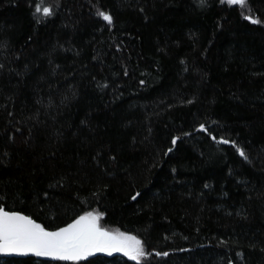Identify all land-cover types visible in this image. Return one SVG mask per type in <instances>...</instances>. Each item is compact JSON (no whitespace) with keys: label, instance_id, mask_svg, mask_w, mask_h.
I'll return each instance as SVG.
<instances>
[{"label":"trees","instance_id":"16d2710c","mask_svg":"<svg viewBox=\"0 0 264 264\" xmlns=\"http://www.w3.org/2000/svg\"><path fill=\"white\" fill-rule=\"evenodd\" d=\"M38 2L0 0V206L102 214L140 264H264V0H43L37 23Z\"/></svg>","mask_w":264,"mask_h":264},{"label":"snow or ice","instance_id":"6c2138e0","mask_svg":"<svg viewBox=\"0 0 264 264\" xmlns=\"http://www.w3.org/2000/svg\"><path fill=\"white\" fill-rule=\"evenodd\" d=\"M248 0H220L222 5L245 6ZM207 0H198V7H206ZM53 15L51 6H43V0H39L35 5L34 18L37 23L41 18H48ZM97 15L101 17L108 25L113 23L110 14L98 11ZM244 19L252 23L260 21L252 19L245 15ZM2 67V65H0ZM143 83V81L141 82ZM201 130H206L204 125ZM178 137H174L172 144L175 145ZM215 139V137H213ZM222 144H229L228 140L218 141ZM239 155L247 159L245 152L236 148ZM169 152L172 151L170 148ZM141 195L136 192L131 196L136 200ZM102 214L92 212L79 216L66 227L59 228L56 231H47L40 224L35 223L30 217L21 215L19 212L5 211L0 206V253L26 254L34 253L37 256H49L59 260L76 261L87 258L97 252H103L111 255L113 252L122 253L130 260L140 264L142 258H146L143 242L136 236L129 235L120 231H109L100 226L99 220ZM156 255H167V253H156Z\"/></svg>","mask_w":264,"mask_h":264},{"label":"water","instance_id":"95a60500","mask_svg":"<svg viewBox=\"0 0 264 264\" xmlns=\"http://www.w3.org/2000/svg\"><path fill=\"white\" fill-rule=\"evenodd\" d=\"M4 210H5V211H10V212H12V211H14V212H19L21 215L28 216V217H30L35 223H37V222H36L31 216H29V215H27V214H25V213H23V212L16 211V210H6V209H4ZM73 221H74V220H73ZM73 221L69 222L68 224L72 223ZM37 224H39V223H37ZM68 224H66V225L63 226V227H66ZM41 226H42V225H41ZM42 227H43V226H42ZM63 227H61V228H63ZM45 230H47V231H56V230H49V229H46V228H45ZM116 254H122V253H119V252H113L111 255H109V254H107V253L97 252V253H95V254H93V255H91V256H88L87 258H91V257L97 256V255H99V256H106V257H112V256H114V255H116ZM26 256H35V257H38V258H41V259H47V260H57V259H54V258L49 257V256H37V255H35L34 253H31V252L26 253V254L0 253V258H4V257H26ZM87 258H83V259H87ZM66 261H71V260H66Z\"/></svg>","mask_w":264,"mask_h":264},{"label":"rangeland","instance_id":"374dc122","mask_svg":"<svg viewBox=\"0 0 264 264\" xmlns=\"http://www.w3.org/2000/svg\"><path fill=\"white\" fill-rule=\"evenodd\" d=\"M100 224V223H99Z\"/></svg>","mask_w":264,"mask_h":264}]
</instances>
